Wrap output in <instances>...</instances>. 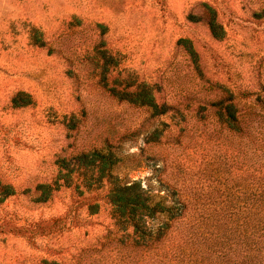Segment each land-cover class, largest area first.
Wrapping results in <instances>:
<instances>
[{
	"label": "rangeland",
	"instance_id": "rangeland-1",
	"mask_svg": "<svg viewBox=\"0 0 264 264\" xmlns=\"http://www.w3.org/2000/svg\"><path fill=\"white\" fill-rule=\"evenodd\" d=\"M263 12L264 0H0V264H210L198 221L191 238L185 217L158 239L163 219L147 220L143 239L113 217L106 189L66 188L56 161L112 153L121 182L168 205L193 202L217 169L232 184L259 166L263 143L230 133L211 105L231 93L248 106L244 93L264 86ZM113 85L145 86L169 108L153 116Z\"/></svg>",
	"mask_w": 264,
	"mask_h": 264
},
{
	"label": "trees",
	"instance_id": "trees-1",
	"mask_svg": "<svg viewBox=\"0 0 264 264\" xmlns=\"http://www.w3.org/2000/svg\"><path fill=\"white\" fill-rule=\"evenodd\" d=\"M190 19L193 20L194 17ZM209 25L211 33L216 36L213 23ZM33 39L34 44L44 47L40 37L34 36ZM109 91L120 100L126 99L149 108L153 116L163 115L169 108L166 104L157 103L152 91L145 86L140 87L135 96L118 91L115 85ZM243 98L252 102L239 108L233 102L234 95L230 93L212 103L211 107L214 108L219 123L230 133L245 135L250 142H262L264 147V125H254L250 119L255 114L261 116L259 121H264V86L256 92L244 93ZM13 103L17 104V100L14 99ZM262 153L264 154V149ZM262 158L263 162L257 167L250 164L245 170L239 169L245 175L232 172V184L226 183L231 174L229 170H215L212 176L208 175L205 192L193 195V202L184 195L183 201L171 205L163 197L156 200L154 195L142 188L140 182H121L114 171L122 160L112 153H82L70 161L58 159L56 166L60 170V180L75 195L85 196L106 189L101 198L111 206L113 217L120 224L131 226L143 239L154 240L155 232L147 226V220L163 219L162 226L158 228L159 239L177 220L186 217L188 226L185 228L189 235V220L195 219L199 223L197 241L201 244L200 263L264 264V157ZM242 176L244 177L240 179H243V183L238 179ZM38 192V202L43 203L49 199V186H38ZM91 208L95 212L98 210L95 205ZM189 209L198 211V215L195 218L186 216ZM191 237L193 236L190 235Z\"/></svg>",
	"mask_w": 264,
	"mask_h": 264
}]
</instances>
